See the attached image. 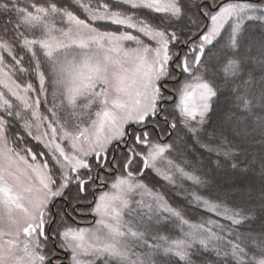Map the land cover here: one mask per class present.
Listing matches in <instances>:
<instances>
[{
	"label": "snow or ice",
	"instance_id": "6c2138e0",
	"mask_svg": "<svg viewBox=\"0 0 264 264\" xmlns=\"http://www.w3.org/2000/svg\"><path fill=\"white\" fill-rule=\"evenodd\" d=\"M257 108L264 0H0V264H264Z\"/></svg>",
	"mask_w": 264,
	"mask_h": 264
},
{
	"label": "trees",
	"instance_id": "16d2710c",
	"mask_svg": "<svg viewBox=\"0 0 264 264\" xmlns=\"http://www.w3.org/2000/svg\"><path fill=\"white\" fill-rule=\"evenodd\" d=\"M253 39L254 40H259L260 39V34L259 33H253ZM254 95L259 94V89L258 87L254 84L253 85ZM258 114H264V110H261L259 108L256 109ZM227 177H231L232 181L228 182V184H223V180L226 179ZM218 183L221 185V187L224 189L225 192H229L231 194L234 193V195H237V198H239L240 191L238 188H234V185H239L243 187L245 190L248 189V186L252 184L251 180H246L243 177H240L239 175H233L228 171H221L220 174L218 175ZM257 228L259 225L256 226Z\"/></svg>",
	"mask_w": 264,
	"mask_h": 264
},
{
	"label": "rangeland",
	"instance_id": "374dc122",
	"mask_svg": "<svg viewBox=\"0 0 264 264\" xmlns=\"http://www.w3.org/2000/svg\"><path fill=\"white\" fill-rule=\"evenodd\" d=\"M231 181H232L231 177H227L226 179L223 180V184H228V182H231ZM233 195H234V193H233ZM235 196H237V195H235Z\"/></svg>",
	"mask_w": 264,
	"mask_h": 264
}]
</instances>
